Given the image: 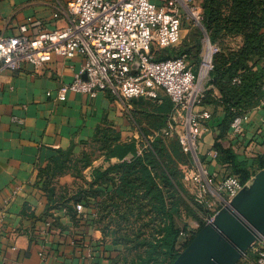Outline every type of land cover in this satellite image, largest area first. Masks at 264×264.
Listing matches in <instances>:
<instances>
[{
    "label": "crops",
    "instance_id": "obj_1",
    "mask_svg": "<svg viewBox=\"0 0 264 264\" xmlns=\"http://www.w3.org/2000/svg\"><path fill=\"white\" fill-rule=\"evenodd\" d=\"M67 2L0 0V35H17L22 24H28L30 34L63 28L68 17L60 8H65ZM83 61L81 55H55L38 70L24 64L18 70L0 73V264H112L120 245L112 244V235L103 233L95 207L84 206V212H77L76 216L69 213L64 199L74 191L60 188L74 177L52 174L53 167L61 160L74 166L84 154H91L92 162L82 171L86 186L96 170L123 162L99 149V129L109 135L118 133L119 142L126 143L137 140L141 122L153 125L152 116L146 122L148 113L162 122L153 134L174 123V118L181 122L170 98H134L128 103L131 108L103 91L96 97L69 92L67 99L60 101L58 89L73 79ZM193 66L196 69L198 65ZM161 96L165 95L161 92ZM166 99L171 108L159 111ZM207 108L213 111L214 118L200 143L201 153L210 170L222 178L229 174L226 166L205 153L217 141V121L224 112L221 108L217 112L212 106ZM220 142L241 159L264 157V105L250 110L241 134H228ZM57 157L58 164L54 161ZM42 168H51L48 175H40ZM50 181L51 185L45 187V182ZM51 187L55 188L54 194ZM101 188L104 190L106 185ZM238 264L256 262L254 257L241 258Z\"/></svg>",
    "mask_w": 264,
    "mask_h": 264
},
{
    "label": "built area",
    "instance_id": "obj_2",
    "mask_svg": "<svg viewBox=\"0 0 264 264\" xmlns=\"http://www.w3.org/2000/svg\"><path fill=\"white\" fill-rule=\"evenodd\" d=\"M60 12L68 17L63 28L30 34L28 24H22L17 35H0V73L18 70L24 64L38 70L55 55L64 58L81 55L84 61L80 70L58 89L60 101H65L69 92L96 97L103 91L131 108L128 103L134 98L160 99L161 92L168 96L174 111L181 115V122L173 116L175 122L166 128L147 138L142 135L145 141L138 143V153L150 147L156 136H176L188 156L182 181L190 194L192 208L204 226L213 223L220 210L230 206L254 176L246 183L232 174L219 178L201 153L200 143L213 117V111L203 105V98L215 67L214 56L221 49L204 26L203 6L195 0H68ZM185 21L203 32L196 69L187 53L157 58L158 49L179 43ZM262 90L259 105H264V84ZM249 113L233 119L230 135L242 133ZM205 154L218 160L219 151L215 148ZM76 210L83 213L84 205L77 203ZM251 257L256 264H264V234L242 258Z\"/></svg>",
    "mask_w": 264,
    "mask_h": 264
},
{
    "label": "trees",
    "instance_id": "obj_3",
    "mask_svg": "<svg viewBox=\"0 0 264 264\" xmlns=\"http://www.w3.org/2000/svg\"><path fill=\"white\" fill-rule=\"evenodd\" d=\"M202 2L204 26L211 40L221 46L220 51L214 56L215 67L210 74L203 98V105L214 107L216 112L221 108L224 112L222 118L217 121L219 134L213 148L219 151L218 162L226 166L228 173L246 183L264 168V157L259 156L253 161L241 159L232 148L224 147L220 139L228 136L231 123L237 115L258 106L263 97L264 0H202ZM182 53L186 52H178L179 55ZM199 59L195 66L198 65ZM164 98L169 97L161 96V99ZM162 108L165 111L171 108L168 99L161 108H158L159 111ZM146 115V118L152 116L156 119L154 114ZM153 119L150 122L153 125L141 122L140 131L143 135L151 136L155 129L161 127L162 122ZM99 133H101L97 138L99 149L108 157H119L123 162L103 171L96 170L91 182L87 181L86 186L82 184L72 190L74 191L72 196L64 199L67 210L76 216L77 203H82L85 207H95L96 219L102 225L105 236L112 235V244L121 247L124 244L135 243L137 254L132 260L133 264H172L204 226L201 224L198 231H192L187 223L182 222V199L185 198V192L189 198L190 194L183 184L181 168V162L188 163V156L183 153L178 138L156 136L151 146L139 154L137 147L139 138L121 143L118 133L109 135L100 129ZM59 159L60 157H57L54 160L56 164ZM92 159V155L86 153L76 161L78 164L73 165L75 167L81 162L78 170L82 174ZM65 161L61 160L55 168L53 167L52 174L61 173L67 164ZM50 169L42 168L40 175H48ZM82 179L84 180L83 175ZM45 184L48 188L51 181ZM102 184L106 185L104 190L101 188ZM50 190L55 193L54 187ZM186 202L188 213L197 218L191 201ZM126 208L130 214H133V211L142 214L147 209V214L153 215L154 232L148 238L143 239L139 234L131 240L117 237V214L125 216L129 213ZM181 233L186 235L183 236ZM112 264H117V256L113 258Z\"/></svg>",
    "mask_w": 264,
    "mask_h": 264
},
{
    "label": "water",
    "instance_id": "obj_4",
    "mask_svg": "<svg viewBox=\"0 0 264 264\" xmlns=\"http://www.w3.org/2000/svg\"><path fill=\"white\" fill-rule=\"evenodd\" d=\"M264 234V168L206 224L172 264H238Z\"/></svg>",
    "mask_w": 264,
    "mask_h": 264
},
{
    "label": "rangeland",
    "instance_id": "obj_5",
    "mask_svg": "<svg viewBox=\"0 0 264 264\" xmlns=\"http://www.w3.org/2000/svg\"><path fill=\"white\" fill-rule=\"evenodd\" d=\"M196 3H199L202 5V0H195ZM203 6V5H202ZM202 39H203V32L200 27L194 26L190 21H185L182 29V34L179 43L174 47H168V48H160L158 49L157 56H166V55H174L176 56L178 52H186L188 54V57L194 65L198 62L199 55L202 49ZM218 44V43H217ZM218 46L221 48V46L218 44ZM179 55V54H178ZM207 86V84H206ZM207 106V105H206ZM209 106V105H208ZM207 106V107H208ZM148 121V118L146 119V122ZM140 130V128H138ZM181 131V130H180ZM140 134V132H139ZM141 133L139 135L140 138V144L142 141H145V137L149 136H142ZM69 164H66V166L61 170V173H67L74 178L70 182V184H63L60 190H63V187L65 186L64 190L68 191V189H76L79 185H82L84 180L82 179V174L79 172V165L70 166ZM186 166V163L181 162V168L183 170V167ZM257 174V173H256ZM255 174V175H256ZM254 175V177H255ZM253 182V181H251ZM59 184V183H58ZM251 184V183H250ZM249 184V185H250ZM56 189H57V185ZM63 190V191H64ZM184 199H182V222H185L188 224L190 230L192 231H198L199 226L202 223H199L198 217L195 218L191 216L188 212V204L187 200L191 201V197L189 198V195L185 192L184 193ZM185 200V202L183 201ZM126 211L128 212L129 209ZM147 209L142 214H139L137 211H133V214L126 213L124 216L123 214L118 215L117 214V237H122L127 240L133 239L137 234H139V237L141 238H148L150 234L154 232L153 226L155 225L153 223L152 214H147ZM119 222V224H118ZM200 231V230H199ZM198 231V232H199ZM197 232V234H198ZM196 234V235H197ZM195 235V236H196ZM193 240V239H192ZM191 240V241H192ZM190 241V242H191ZM135 243L127 244L121 246L119 249V254L117 255V264H133L132 260L135 259L137 254V248H135ZM189 245V244H188ZM254 256V255H253ZM243 257V256H242ZM243 259V258H242Z\"/></svg>",
    "mask_w": 264,
    "mask_h": 264
}]
</instances>
